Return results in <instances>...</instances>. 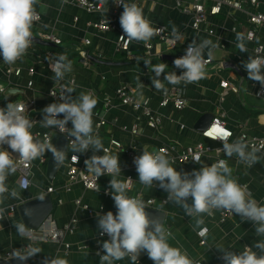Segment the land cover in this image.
Here are the masks:
<instances>
[{
	"label": "crops",
	"instance_id": "1",
	"mask_svg": "<svg viewBox=\"0 0 264 264\" xmlns=\"http://www.w3.org/2000/svg\"><path fill=\"white\" fill-rule=\"evenodd\" d=\"M103 4L101 11L87 12L78 6L75 0H69L67 4H62L61 0H42L46 9L41 12L40 20L33 28V34L39 37V33L52 32L57 35L60 42L57 46H44L33 42L26 55L20 62L21 65H34L36 74L34 79V91L37 95V104L43 119L42 109L49 105L46 98L48 90L54 83V76L46 67L49 58L65 54L72 62L73 70L65 75L67 79H74L73 99L82 91L91 90L97 100L93 110L94 128L101 137L104 146L111 138L120 140L125 148L136 147L138 155L142 154L143 148L149 150L158 149L161 145H170L180 148L203 142L210 145L213 150L206 152L202 157V164H178L173 163V167L180 172L191 173L199 170L203 165L211 166L217 159L215 148L220 143L211 141L201 136L199 130L195 128L196 121L204 113H209L214 117H222L226 124L235 130L237 137L238 126L243 125L249 135L264 136V102L256 96V81L248 79L247 72L243 67V62L253 55L254 42L246 41L247 52H240L236 48L235 36L237 33L245 34L250 27L248 22V11L264 13V0H259L256 8L245 5L242 10H233L229 6H224L221 13L210 16L208 21L200 30L191 27L190 16L184 13L177 5L178 0H125L127 3H136L142 8L144 16L152 21V26H166L171 32L173 26L182 39L175 50H170L164 42L159 41L155 35L150 42L153 47L149 51L143 42H131L129 51L117 50V38L123 30L119 23V18L113 20L114 29L107 31L98 30L92 26H87V22H97L100 19H111L114 9V0H100ZM180 2H192L193 0H179ZM212 1L208 0L207 4ZM38 11L39 5L37 6ZM123 12V7H122ZM112 20V19H111ZM213 28L214 32L209 33L208 29ZM85 39L90 43L86 44ZM209 39L218 47L213 50L212 62L206 66L207 73L204 79L190 84H179L187 99V105L177 110L172 105L164 108L158 106L162 90H156L151 79L154 73L151 67H147L144 61H151V65L165 63L167 65L165 73L159 77L162 81L167 72L175 71L181 74V69L174 66L177 52L184 51L189 44L195 40L197 43ZM264 42V26L257 31L256 42ZM205 49L204 58L208 57ZM98 57L106 62H117V64L98 63L87 58L86 52ZM86 56V59L84 58ZM6 63L0 56V84L7 86V91L11 93V102L25 99L21 93L22 86L28 78L26 72L21 77L6 76L4 68ZM227 80L230 86L223 89L220 82ZM165 89L174 86L167 81H163ZM121 85H128L136 89L140 97H149L151 105L162 113V123L159 130H155L140 121L141 133L138 136L123 129L130 127L137 121V113L129 106H124L115 96L116 89ZM224 91V99L221 100V92ZM110 104L106 105V101ZM100 118L106 120L103 126L97 127ZM72 127L71 122L68 123ZM41 129V124L38 126ZM8 148L7 145L4 146ZM11 151V149H8ZM73 153L68 149V154ZM111 154L118 155L122 173L118 177L123 181L126 175L133 178L132 188L128 191L130 197L141 194L144 199L154 198L156 200L154 208L164 210L166 220L164 227L171 231L172 237L169 243L173 247H180L186 250L191 258L201 261L202 264H217L220 262L222 253L216 249V245L229 248L231 251L239 253L244 246H253L261 237L256 236L255 226L251 221H241L239 215H234L226 221L219 219L220 211H215L212 217L204 215L205 226L209 229V234L205 243H200L197 232L193 230L195 220L187 216L183 209L174 203L162 204L161 200L167 197V192L158 186L147 189L139 182L138 173L130 165V160L126 153L120 149H112ZM67 154V155H68ZM81 157L90 158L93 154L89 149L86 153H78ZM103 155V151L96 153ZM262 154V153H261ZM49 152L44 156L48 162ZM67 157V156H66ZM232 168V175L240 184H246L252 193L253 198L264 205V159L259 163L248 167L246 164L238 162L236 156L227 157L223 155ZM33 176L31 186L23 190L19 187L17 175H9L6 185L11 189L20 192V199H14L9 194H5V199L1 207L6 211L0 219V253H4L12 248L18 249L24 246L28 239L21 238L17 234L14 226L23 222L18 211V205L26 200L38 197L41 193L47 192V188L54 187L50 192L53 200V210L49 216L55 221L58 227L68 223L73 216L78 218L77 228L74 233L66 234L62 242L52 240H37L33 246L41 249V252L29 258V264H43L46 258L60 256L66 258L72 264H100V258L95 253L96 247L103 240H99L97 234V213L105 214L117 209L111 196L104 194L105 189L110 188L111 177L102 175L100 177V190H86L82 184H74L71 190L67 191L65 186L68 182L67 167L62 164L53 180L50 181L46 175L47 162L41 163L40 158L33 160ZM85 170H87L85 166ZM81 198L93 210L94 214L76 209L75 200ZM188 203H192L189 197ZM14 206L15 210L11 214L9 208ZM103 206V210L100 207ZM70 244L67 248L65 244ZM86 245V248L79 246ZM254 251H258L253 248ZM115 264H132L129 257L115 261ZM136 264H154L144 252L138 258Z\"/></svg>",
	"mask_w": 264,
	"mask_h": 264
},
{
	"label": "clouds",
	"instance_id": "2",
	"mask_svg": "<svg viewBox=\"0 0 264 264\" xmlns=\"http://www.w3.org/2000/svg\"><path fill=\"white\" fill-rule=\"evenodd\" d=\"M69 0H61L67 4ZM114 3L122 5L123 12L119 23L124 35L121 40L126 42H148L159 33V28L152 26V21L147 19L141 7L136 3H127L125 0H114ZM39 5V11L37 6ZM46 9L42 0H0V56L8 65L21 60L32 46L34 41L32 28L39 21L41 12ZM108 22V20H107ZM172 36L181 40L182 35L173 26ZM126 37V38H125ZM236 48L240 52H247L246 40L251 36L237 33ZM218 44L209 39L200 43L195 40L189 44L182 57L174 60V66L181 69V74L175 71L167 72L163 81L172 85L181 83L187 85L199 82L206 77L207 61L204 59L205 49L208 59L213 58V50ZM144 64L154 73L151 79L156 90H165L163 81L159 78L165 73L167 65H151L146 60ZM50 67L54 72V81H62L65 75L70 73L72 62L65 54L54 56L50 61ZM249 80L259 82L264 86V57L249 56L243 62ZM74 90L69 87L61 90L59 102L51 103L42 109L43 119L41 127L51 129L56 127L69 138L67 149H58L45 134L43 139L34 135L32 129L34 122L25 115V105L20 103H7L6 107H0V204L9 194L14 199H20V192L6 185L9 175L17 171L16 160L13 153L18 154L20 161L30 163L43 157L46 152L52 153V159L57 165L64 164L68 149L74 153L72 161L78 162L79 157L75 153H86L89 149L93 154L84 161L87 172L93 174L98 180L102 175L111 177L110 188L115 208L114 214L108 211L105 214L97 213V227L99 234H105L109 239L102 242L105 254L100 256V264H115V261L129 257L132 264H136L140 255L147 253L154 264H200L191 258L186 250L170 245L171 231L166 229L160 217H150L145 211L147 203L140 197H130L131 178L127 181L118 179L122 168L118 155H113L104 147L101 137L94 128L93 110L97 100L91 90L82 91L73 99L71 93ZM56 96L55 94H52ZM62 114L63 118H58ZM71 122L72 127L68 128ZM207 138L219 140L223 148L215 149L223 152L227 157L236 156L238 162L248 167L259 163L264 159V141L259 146L251 144L244 138H237L229 142L232 133L218 121H214L205 130ZM74 138V139H72ZM7 145L8 148L4 146ZM8 149H11L9 151ZM103 151V155L96 153ZM192 160L201 163V154H195ZM174 160L164 149L149 150L143 148L142 154L134 158V164L139 176V182L148 190L157 185L167 192L166 202H171L183 209L184 213L195 220L193 230L201 238H207L209 229L205 226L204 215L212 217L215 211L225 210L233 215H239L241 221H251L255 226V234L261 239L253 246L245 245L239 253L229 250L221 245L216 249L222 253L224 264H264V205L259 204L252 196L246 184H240L232 175V168L226 160H219L211 166L203 165L199 170L191 173L177 171L173 167ZM23 188V185H20ZM99 192V189H97ZM189 197L192 203H188ZM44 200V194L38 197ZM6 211L0 207V219ZM25 215L30 211L25 209ZM18 236L34 240L32 233L25 223L14 224ZM253 248L258 251H254ZM41 249L32 245H26L20 249H14L10 253V259H16L19 264H24L29 258L40 253ZM43 264H69L66 258L56 256L46 258Z\"/></svg>",
	"mask_w": 264,
	"mask_h": 264
},
{
	"label": "built area",
	"instance_id": "3",
	"mask_svg": "<svg viewBox=\"0 0 264 264\" xmlns=\"http://www.w3.org/2000/svg\"><path fill=\"white\" fill-rule=\"evenodd\" d=\"M207 1L208 0H193L192 2H184V3L180 2L179 0L177 1V5L181 7L182 11L190 16L191 27L195 30H200L201 27L208 21V18L210 16H214L216 14L221 13L222 8L224 6H229L233 10H242V8L245 7V5L250 6V8H256L259 3V0H211L212 1L211 4H207ZM75 2L78 6L85 9L87 12L101 11L103 8V4L101 3L100 0H75ZM114 5L115 6L114 9L112 10V16H111L112 20L108 18H103L98 20L97 22H87V26H92L101 31L114 29L115 24L113 20L117 19L122 14V5H118L116 3H114ZM248 22L250 23V27L244 35L251 36V39L246 41L254 42V46L252 49L254 55L253 57H257V56L264 57V42H259V41L256 42L258 29L259 27L264 26V13L248 11ZM154 28L160 29L159 33L156 35L159 41L164 42L168 49L175 50L179 43V40H176L172 36V32L164 25H158ZM208 32L213 33L214 29L209 28ZM121 35H124V33H120L118 35L117 50L119 51L122 50L127 52L129 51L131 42L129 43L126 42L125 40H121L120 39ZM39 38L55 44H58L60 42L59 37L52 32L39 33ZM85 43L89 44L90 40L85 39ZM144 46L147 49V51L150 52V50L153 47V44L152 42L149 41L148 44L147 45L144 44ZM185 50L177 52L176 54L177 58L182 57L185 54ZM52 58H49L45 63L47 69L54 76V72L50 67V61ZM84 58L86 59L85 55ZM22 59L18 60L13 65L7 64L6 67L4 68V72L8 77L12 75L16 77H21L23 75V72H26L28 76L26 83L24 86H22V90H21V93L25 96V99L16 100L13 103H20L25 105V109H26L25 115L34 122V127L32 129L34 135H38L41 139H43L44 135L47 134L52 143H54L55 139L58 136L63 135L67 138L69 144V138L65 134L61 133L58 128L53 127L51 129H46V128L41 129L38 127L41 121V113L37 104V100H38L37 95L34 91L33 76L36 74V67L34 65H25V66L21 65L20 62L22 61ZM204 59L207 61L206 66H208L212 62V59L209 60L208 57H205ZM74 84H75L74 79L72 78L70 79L64 78L62 81H54L53 85L48 90L46 95V98L48 99V103L51 104V103L59 102V95L61 94V90L69 87L74 89ZM220 86L223 89H226L230 86V84L227 80H224L220 82ZM255 87H256V96L264 102V86H261L259 82H256ZM7 89H8L7 86L0 84V107H6L7 103L11 102L10 100L5 101L8 95H12L7 91ZM52 94H55L56 96H53ZM220 94H221L220 96L221 100H223L224 91H222ZM115 96L122 105L131 107L137 113V121L133 123L130 127L127 126L123 127V129L129 132L131 136L135 137L140 135L141 129L139 122L141 120L144 121L146 125L152 129L155 130L160 129L162 123V113L151 105V100L149 97H140L137 94L136 89L128 85L119 86L115 91ZM160 96L161 97L158 102V106L160 108H164L169 105H172L175 109L181 110L187 105V99L185 98L183 90L176 85L171 86L165 90H162ZM108 104H110V100L107 99L106 105ZM58 118L62 119L63 118L62 114ZM214 121H218L221 125H223L227 130H229L232 133L229 142H232L237 138H244L246 141L251 142L250 143V147H251V144H255L259 146V142L264 141V136L249 135L245 131V127L243 125L238 126L237 137L235 138V134H236L235 130L230 128L222 117H214L211 123L208 125V127H210V125ZM105 122L106 120L104 118H100L99 121L97 122V127L103 126ZM67 127L69 128L68 125ZM207 128L204 129L203 131H200L201 136L211 141L220 143V146L218 148L222 149L223 143L221 141L212 140L206 137L205 130H207ZM104 147L107 148L110 152L112 149L123 150L130 160L131 167L135 170V172H137L134 164V158L138 156L135 146L125 148L120 140L111 138L108 144ZM159 149H164L167 152V154L174 160V163H178V164H186V163L197 164L195 161L192 160L193 155L201 154V160H202V157L206 152L213 150V148L210 145L204 144L203 142H197L194 145H188L182 147L180 148L179 152L177 151L178 150L177 147L170 145H161L158 147L157 150ZM215 152L218 156L215 162H218L221 159L226 160L225 157H223L224 155L223 152H217L216 150ZM67 154H66L67 158L64 163L67 167L68 182L67 185L65 186V189L69 191L71 190L74 184L80 183L86 190H94V191H97V189L100 190V178L96 180L92 173L87 172V170H85L86 165L84 161L88 158L81 157L78 153H75V155H77L79 159L78 162L74 163L72 161V156L74 155V153H70L68 155ZM262 154H264V150H262ZM13 155H14L13 158L16 160V164H17V171L14 174L17 175L19 187L20 185H23L24 187L23 188L20 187V188L26 190L31 186L32 183V176H33L32 168L34 166V162L31 161L30 163H26L20 161L17 157H15L18 156V154L13 153ZM40 162L41 163L47 162V157L46 156L41 157ZM127 178L132 179L130 186L131 189L133 184V178L131 175H126L123 181H127ZM53 190H54L53 186L47 188V192L49 193L52 192ZM103 192L104 194H106L107 196H111L112 198V194L108 188L105 189ZM132 197L142 198L149 207H153L156 203V200L154 198L144 199L141 196V194H136ZM165 200H167V197L163 198L161 200V203L162 204L168 203ZM74 202L76 209L86 211L89 214H94L95 210H93L87 203L83 202L81 198H77ZM14 210L15 208L12 205L9 208V212L7 214H11ZM100 210H103V206L100 207ZM219 211H220L219 219L221 222H224L228 218L234 216L233 214L225 210H219ZM77 224H78V218L76 216H73L70 219V221L64 224L62 227H58L56 222L50 220V218L48 217L47 220L39 228L30 229L32 236L34 237V240L28 239V242L20 248H23L26 245L33 246V244L37 240H52V241L62 242V238L64 237V235L72 234L75 232L77 228ZM97 237L99 238V240H103V241L109 239V237L106 234L104 236H101L99 232L97 234ZM199 238H200V243L204 244L205 239L201 237ZM65 246L69 248L70 244L66 243ZM79 248H86V245L79 246ZM13 250L14 248L4 253H0V260L10 258L9 255ZM97 252H100L101 255L105 254L102 249V243H99L98 246L96 247L95 253L97 254ZM199 262L200 264H202L201 261ZM217 264H224V261L221 260Z\"/></svg>",
	"mask_w": 264,
	"mask_h": 264
},
{
	"label": "water",
	"instance_id": "4",
	"mask_svg": "<svg viewBox=\"0 0 264 264\" xmlns=\"http://www.w3.org/2000/svg\"><path fill=\"white\" fill-rule=\"evenodd\" d=\"M34 36V41L37 44L44 45V46H57V44L45 41L37 36ZM87 58L91 59L94 62H100V63H108V64H117V62H106L98 57H95L90 54L89 51L86 52ZM213 119V116L209 113H204L195 123V128L199 131H203L208 127V125L211 123ZM58 149H67L68 146V140L65 136L60 135L58 136L54 143H53ZM61 165H57L53 159H52V153L49 152L48 155V162H47V171L46 175L50 181L53 180L54 176L56 175L59 167ZM39 197V196H38ZM38 197L26 200L21 202L18 205V211L20 213L21 219L23 223L26 224V226L29 227V229H37L39 228L50 216L52 210H53V200L50 193L44 194V200L41 201ZM25 209H28L30 211V215H25ZM145 211L149 214L150 217H160L163 225L165 224L166 220V213L164 210L149 207L145 209ZM0 264H19V262L16 259H2L0 260ZM24 264H29V259L24 262Z\"/></svg>",
	"mask_w": 264,
	"mask_h": 264
},
{
	"label": "trees",
	"instance_id": "5",
	"mask_svg": "<svg viewBox=\"0 0 264 264\" xmlns=\"http://www.w3.org/2000/svg\"><path fill=\"white\" fill-rule=\"evenodd\" d=\"M9 97H11V95H8L7 98L5 99V101H6V100H9V99H10Z\"/></svg>",
	"mask_w": 264,
	"mask_h": 264
}]
</instances>
